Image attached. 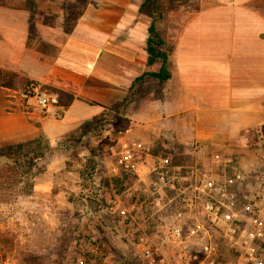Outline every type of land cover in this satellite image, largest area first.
I'll use <instances>...</instances> for the list:
<instances>
[{"label": "rangeland", "instance_id": "374dc122", "mask_svg": "<svg viewBox=\"0 0 264 264\" xmlns=\"http://www.w3.org/2000/svg\"><path fill=\"white\" fill-rule=\"evenodd\" d=\"M90 2L0 0L1 7L23 11L21 18H15V26L22 33L17 34L18 40L23 38L29 51L28 58L17 60L14 73L20 82L4 94L0 90V106L3 95L10 101L6 113L0 107V116L10 113L13 119L0 124V152L21 145L14 151L17 165H21L16 176L5 175L8 160L0 158V264H180L178 243L164 236L167 228L179 229L188 243L194 241L193 264L205 258V230L211 236L213 264H247L243 251L223 238V225L209 218L201 220L204 214L200 205L195 210L190 201L194 195L206 198L193 192L195 175L223 182L240 174L241 183L228 190L237 200L245 194L256 203L254 220L250 218L246 227L258 223L264 229V200L259 198L264 192V141L260 137L264 122L250 130L244 145L224 148L180 144L171 137L169 127L145 131L138 122L129 123L126 110L136 112L143 101L168 98V79H148L142 90L134 87L129 91L125 101L103 107L99 114L76 122L61 135L59 125L80 116L58 104L41 117L53 126L51 138L40 132V119L27 114L37 110L35 101L25 95L26 87L33 85L56 95L54 90L64 91V86H58L63 78L52 67L53 58L59 42L76 32ZM200 3L145 0L142 5L145 21L162 41L156 49L165 53L167 71L178 31ZM5 35H9L8 29ZM157 62L161 66V60L154 58L149 68L156 70ZM64 89L73 88L70 84ZM80 101L95 105V101ZM236 117L225 115L224 119ZM26 128V137H21ZM61 140H68L71 147L46 155ZM133 142L145 148L134 157L140 177L148 180L145 184L133 171H110L124 145ZM161 175L164 180L159 184ZM93 202L98 214L90 211ZM198 223L203 228H197ZM260 245L263 248L264 243ZM260 252L264 257V249Z\"/></svg>", "mask_w": 264, "mask_h": 264}, {"label": "crops", "instance_id": "0c3cea01", "mask_svg": "<svg viewBox=\"0 0 264 264\" xmlns=\"http://www.w3.org/2000/svg\"><path fill=\"white\" fill-rule=\"evenodd\" d=\"M90 1L95 4L90 2L76 32L57 43L53 58L52 67L63 78L58 86L73 88H62L73 96L66 112L72 109L80 116L61 123L60 135L125 100L136 78L160 69L158 62L156 70L148 66L145 0ZM22 14L0 6V68L6 71H16L17 60L29 55L24 39L17 38L22 33L15 18ZM169 59L168 98L143 101L136 112L126 110L129 123L138 122L145 131L169 127L180 144L244 145L250 130L264 122V0H201L181 25ZM148 79L157 81L145 76L134 87L142 90ZM0 90L4 94L7 89ZM2 98L5 112L10 101ZM7 114L0 116V124L11 123L12 114ZM225 115L238 117L226 120ZM35 119H40V132L51 138L48 119Z\"/></svg>", "mask_w": 264, "mask_h": 264}, {"label": "built area", "instance_id": "2783aa9c", "mask_svg": "<svg viewBox=\"0 0 264 264\" xmlns=\"http://www.w3.org/2000/svg\"><path fill=\"white\" fill-rule=\"evenodd\" d=\"M25 95L29 99L35 101V109L37 111L28 112L27 114L30 117L35 116L41 118L51 109L58 107V97L56 94L39 90L33 85L25 88ZM260 137L264 141V132L260 134ZM142 150H145V148L142 147L141 143L133 142L130 145L125 144L122 152L118 155L119 157H117L114 164L110 166V171L114 174H118L121 169L124 171H133L139 176V181L141 183H147L148 180L145 176L140 177V168L134 161L135 154ZM215 158L218 159L219 156L216 155ZM196 176L197 175H195V181L193 184V192L206 197L203 199V197L199 198L194 195V197L191 198L190 205H195V210L196 206L200 205V211L204 214V216L199 218H202L201 220L209 218L214 223H221L224 229L223 238L231 247L243 251L247 264H264V257L262 256V252H260L261 249H264V246L261 248L260 245L261 243H264V229L258 223H254L249 229L246 227V223L249 222L250 218L254 220L253 216L255 212L253 207L256 206V203L252 204L251 199L245 194L242 195L240 200H237L235 194L230 193L228 190L229 186L241 183V175L235 174L233 177L225 178L223 182H218L212 178H207L205 180L203 179L205 176L200 179ZM163 180L164 176L161 175L159 184H162ZM259 198L264 200V192ZM196 213L194 218L195 220H198L199 218H197ZM197 228H203L202 224L198 223ZM205 231L207 234V241L202 247L205 252V258L200 264H213L210 260L214 251L211 236L207 230ZM164 234L166 239H172L173 242L178 243L181 253L180 264H193L194 252L192 251L191 246L194 244V241L189 243L186 240L184 241L179 229L167 228ZM165 264L171 263L166 262Z\"/></svg>", "mask_w": 264, "mask_h": 264}, {"label": "trees", "instance_id": "16d2710c", "mask_svg": "<svg viewBox=\"0 0 264 264\" xmlns=\"http://www.w3.org/2000/svg\"><path fill=\"white\" fill-rule=\"evenodd\" d=\"M149 34L150 36L148 37L147 40V54L149 56L148 58V65L149 62H151L154 58H159L161 60V66L159 69L158 73H144L141 76H139L138 78H136L132 84V87L130 89V91L134 88L135 83L141 81L145 76H151L159 81H165L169 78V73L167 71V68L165 66L166 63V57H165V53L160 52L159 50L156 49V46L159 47L162 44V41L158 35V33H156L153 29V27H150L149 29ZM19 79L18 76L11 71H6L0 68V87L2 88H6V89H13L18 83H19ZM42 88V87H41ZM57 95H58V104L62 107H67L69 106L72 101H73V96L70 93L64 92V91H60V90H54ZM126 100V99H125ZM124 100V101H125ZM21 145H17V148H20ZM71 147L70 143L68 140H61L60 142H58L56 145L52 146L49 148L48 152L46 155H54L56 153H59L60 151L67 149ZM17 148L15 149H8L6 151H2L0 152V158L6 159L8 160V162L4 165V169H5V175L6 176H16L18 169H21V165H17V160L14 157V151L17 150ZM38 158H42V156H39ZM44 158V156H43ZM11 162V163H10ZM122 175H126L124 173H122ZM8 179V178H6ZM7 182H3V186L6 184ZM90 211L94 214H98L97 212V203L93 202L92 203V207H90ZM97 216V215H96Z\"/></svg>", "mask_w": 264, "mask_h": 264}]
</instances>
